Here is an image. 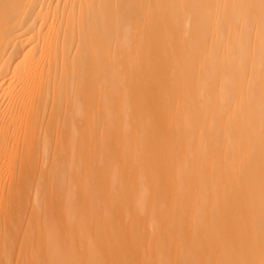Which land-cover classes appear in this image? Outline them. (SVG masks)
Segmentation results:
<instances>
[{
  "label": "bare ground",
  "instance_id": "6f19581e",
  "mask_svg": "<svg viewBox=\"0 0 264 264\" xmlns=\"http://www.w3.org/2000/svg\"><path fill=\"white\" fill-rule=\"evenodd\" d=\"M0 264H264V0H0Z\"/></svg>",
  "mask_w": 264,
  "mask_h": 264
}]
</instances>
